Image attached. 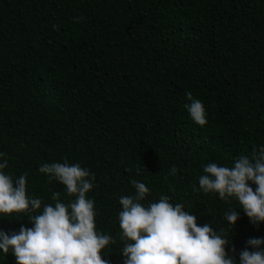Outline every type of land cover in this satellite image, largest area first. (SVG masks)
<instances>
[{"label": "trees", "instance_id": "obj_1", "mask_svg": "<svg viewBox=\"0 0 264 264\" xmlns=\"http://www.w3.org/2000/svg\"><path fill=\"white\" fill-rule=\"evenodd\" d=\"M189 91L204 126L184 106ZM262 145L264 0H0V171L14 185L27 174V195L41 201L36 212L0 214V231L33 227L54 192L76 199L39 171L67 161L96 177L86 197L97 233L116 240L101 253L109 264H124L119 200L135 195L133 179L150 189L144 206L161 196L183 204L240 264L264 222L205 194L199 178L208 163L232 168ZM233 209L235 225L225 219ZM0 264H16L11 249Z\"/></svg>", "mask_w": 264, "mask_h": 264}, {"label": "clouds", "instance_id": "obj_2", "mask_svg": "<svg viewBox=\"0 0 264 264\" xmlns=\"http://www.w3.org/2000/svg\"><path fill=\"white\" fill-rule=\"evenodd\" d=\"M186 100L191 101L184 106L193 121L206 125L203 103L194 99L190 91ZM7 166V160L0 163V169ZM39 171L48 176L49 183L61 182L66 194L76 199L66 205L59 200L61 193L54 192L55 206L45 205L42 214L32 216L33 227L21 226L18 233L11 235L0 231V249L5 254L11 249L16 264H109L101 253L116 240L97 233L94 202L86 197L94 187L95 175L67 161L45 163ZM176 171L173 166L171 174ZM203 172L199 186L205 194L218 193L225 202L234 198L253 224L264 222V145L253 149L251 159L239 157L232 168L208 163ZM26 175H21L14 185L12 178L0 171V214L11 216L41 208L40 199L27 195ZM249 181L257 186L255 190ZM131 185L135 195L122 196L119 200L124 264H234L225 251L229 241L221 238L208 223L199 226L195 215L185 211L181 203H170L168 196L144 206L141 202L148 197L150 189L135 179ZM238 217L235 209L225 213L231 225H235ZM247 244L255 250L241 251L240 264H264V249L260 247L264 239L251 238Z\"/></svg>", "mask_w": 264, "mask_h": 264}]
</instances>
